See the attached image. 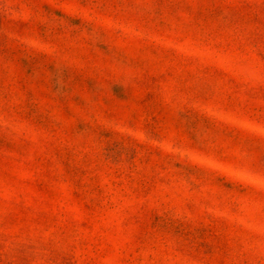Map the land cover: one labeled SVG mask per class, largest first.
<instances>
[{
	"label": "rangeland",
	"instance_id": "374dc122",
	"mask_svg": "<svg viewBox=\"0 0 264 264\" xmlns=\"http://www.w3.org/2000/svg\"><path fill=\"white\" fill-rule=\"evenodd\" d=\"M0 264H264V0H0Z\"/></svg>",
	"mask_w": 264,
	"mask_h": 264
}]
</instances>
